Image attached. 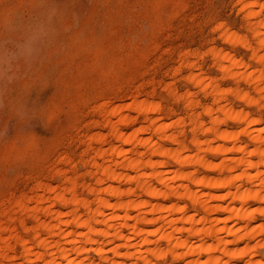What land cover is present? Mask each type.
<instances>
[{"label": "rangeland", "instance_id": "rangeland-1", "mask_svg": "<svg viewBox=\"0 0 264 264\" xmlns=\"http://www.w3.org/2000/svg\"><path fill=\"white\" fill-rule=\"evenodd\" d=\"M239 9L236 0H0V237L8 239L0 248L14 243L10 234L28 239L25 229L35 225L15 205L18 199L32 208L37 207L36 197L48 198L46 204L52 200L57 209L62 205L53 201L50 186L62 192L74 181L75 191L82 193L79 185L95 183L84 175L95 170L85 161L94 156L101 162L97 148L115 143L101 104L150 100L160 105L158 117L175 120L176 114L183 115V102L175 96L198 91L181 78L195 72L214 79L221 75L210 56L196 70L175 72L182 62L195 63L212 40L216 51L230 52L249 70L258 69L260 64L251 58L257 43ZM221 22L246 37L250 48L226 42L218 28ZM230 86L231 80L221 85ZM199 99L201 104L212 101L211 96ZM129 106L122 113L142 122L144 113ZM233 107L249 110L242 102ZM168 111L174 114L169 117ZM132 123L122 125L125 132L135 128ZM225 127L237 129L235 124ZM98 131L105 134L103 141L91 138ZM155 201L170 205L175 199ZM44 215L41 220L48 222L51 216ZM8 252L20 258L23 248L16 243Z\"/></svg>", "mask_w": 264, "mask_h": 264}, {"label": "clouds", "instance_id": "clouds-1", "mask_svg": "<svg viewBox=\"0 0 264 264\" xmlns=\"http://www.w3.org/2000/svg\"><path fill=\"white\" fill-rule=\"evenodd\" d=\"M236 2L244 5V0ZM257 26L264 29V20ZM220 28L225 30L226 22H221ZM256 34L262 37L259 43L264 48V33ZM214 43V40L210 41L209 47L197 56L195 63L182 62V66L175 70L178 75L183 67L198 68L199 62L210 56L212 66L222 73L215 79L201 73L181 78L198 86L196 93L175 96L183 102V115L176 114L177 118L167 124L160 123L161 118L149 120L146 127L123 140L133 144L129 150L131 155L119 147L99 151L97 155L104 158V164L97 165L96 157L85 161L95 170L84 175L94 177L95 183L79 185L82 193H77L73 186L63 187L57 194V200L72 208L75 227L83 228V231H73L71 235L62 231L63 214L59 218L52 217L56 220L55 225L51 221L44 223L39 216L44 215L45 210L37 206L31 213L36 224L32 229H25L31 234L28 239L17 237L14 243H6L0 248V252L6 256L8 251L14 250L16 243L22 244L23 255L16 258L15 264H228L227 261L188 260L186 257L223 250L232 242L219 236L225 229H217L215 222L207 219V213L220 210L208 207V201L229 198L240 201L242 210H223L231 211L233 219L244 222L242 229L229 234L238 240L246 237L255 239L257 229L247 226L257 215L264 217V207L249 210L244 205L257 200L264 204V171L261 170L264 169V127H253L264 125V54L258 58L253 56L260 67L250 71L248 64L234 60L223 51H216ZM226 80H231L232 86L222 88ZM201 95L211 96V103L201 104ZM238 102L247 105L249 110L243 107L235 110L233 105ZM160 110V105L148 109L151 112ZM173 114L167 112L169 117ZM230 124L237 125V129L229 131L225 126ZM139 132H149L156 140L137 139ZM217 141L227 143L217 144ZM164 142H170L172 146L167 147ZM228 153H239L240 156L233 158ZM116 156L122 159L115 160ZM153 156L160 159L153 160ZM210 156H222L224 159L215 164L208 159ZM169 165L176 166L175 172L162 171ZM251 169L256 171L250 172ZM129 170L135 175H128ZM202 170L218 171L223 178L208 179ZM112 180L118 181L120 186L112 187L107 183ZM176 181L181 183H174ZM246 183L252 187L246 188ZM190 185L223 186L235 191L230 190L227 196L217 198L201 194L198 190L192 191ZM66 193H71L70 199H64ZM144 196L176 197L190 200L191 204H153L141 199ZM111 198H115V203L110 202ZM189 208L197 213L203 211L205 219L187 216ZM118 211L123 215H117ZM130 212L136 215L132 216ZM176 213L181 214L179 219L175 218ZM149 215L151 220L147 218ZM151 223L158 227L146 230L144 225ZM185 223L191 227L177 226ZM259 232L264 233V225L259 226ZM209 239L211 244L207 242ZM33 248L37 250L33 251ZM257 249H264V242L244 250L225 251L224 254L242 258L254 254Z\"/></svg>", "mask_w": 264, "mask_h": 264}, {"label": "bare ground", "instance_id": "bare-ground-1", "mask_svg": "<svg viewBox=\"0 0 264 264\" xmlns=\"http://www.w3.org/2000/svg\"><path fill=\"white\" fill-rule=\"evenodd\" d=\"M239 5H240V9H239L240 11H241V7H243V11H241V12L244 14V18H245V21H246V27L252 33V39L254 41H256V43H257V47H255V49L253 48V46H252L253 49L251 48L252 49L251 58H252V60H254L253 59L254 55L258 58L260 55L264 54V48H261L260 47V43H259L262 37L258 36L256 34L257 32L264 33V29H259L258 26H257L258 22H260L261 20H264V0H244V5H241V4H239ZM218 28H220V26H218ZM221 36L224 38V40L226 42H228V43H238L242 47H246L245 49H247L250 46V43L248 42L246 37L241 36L238 33H235L234 31L232 32L231 29L229 30L228 28H226L225 30H221ZM223 52L227 53L230 56H232L234 60L243 62L241 59L236 58L230 52H225V51H223ZM254 61H256V60H254ZM0 63H1V60H0ZM225 63H227V62H225ZM195 70H196V68H195ZM251 71H253V70H251ZM197 74L198 73L195 72V73H190L188 75H197ZM221 75H222V73H221ZM212 79H214V78H212ZM130 102H131V104H125V105L124 104H115V105H110V107H108V103L107 104L103 103V104H101L99 106V108L102 109V111L104 113V120L106 122V125H108V127L110 129V133L113 135V138H115V143L109 144V146L107 148L99 147V148H97V150L95 149L96 150V155L101 150H107L109 148H116V147L123 148L124 151L129 152L130 148L128 149L127 147L131 143H124L123 140H126L133 133L138 132V130L140 128L146 127L147 126V122L149 120H157L158 118H160V117L157 116L159 111L158 112L148 111V109H150L154 105H159V103L157 104L156 102L154 103V102H150V100H143V99L139 100V101H137L135 99L134 101L132 100ZM132 104H133V106H135V108L134 107L133 108L138 113H140V114L144 113V116H143V114H141L142 117H144L143 118L144 120L142 122H139V123L137 122V124H136V120H137L136 117H134L133 115H130V114L122 113L123 108L125 109V106L128 107L129 105L131 106ZM130 106H129V108H130ZM163 120L159 119V122L160 123H165V124L172 122V121L167 122V120L165 122ZM130 122L131 123L133 122L134 125H136V126H135V128L133 127L134 129L131 130L130 132H125L124 129L122 128L123 127L122 125L124 124L125 126H127ZM253 127L254 128H259V127H264V125L257 124V125H254ZM104 137H105V134H103L100 131L95 132L91 136V138L96 139L99 142L103 141ZM150 138L152 140H156V139L153 138V136L149 132H139L138 136H137V139L148 140ZM167 143L170 144V142H167ZM226 143L227 142H224V141H217V144H226ZM227 146H231V144H227ZM228 156L229 157H233V158H237V157L240 156V154L239 153H228ZM99 157H101V156H99ZM101 159H100L101 162H98L97 160H95V163L97 165L104 164V162H105L104 158L101 157ZM114 159L115 160H120L122 158L119 157V156H116ZM158 159H160V157L153 156V160H158ZM223 159H224V157L221 156V158H220V160L218 162L214 161V160H210V159L209 160L212 163L219 164V163H221V161ZM255 159L256 158L253 157V160H255ZM175 170L176 169H168L167 166L162 169V171L168 172L169 174L175 172ZM261 170L264 171V169H261ZM249 171L254 173L256 170L255 169H251ZM237 172H239V169H237ZM207 173H209V172H207ZM207 173L203 174V175H204V177H206L208 179L219 180V179L223 178V175L221 173H219L217 175L207 174ZM128 175H130V176L131 175H135V173L132 172L131 170H129L128 171ZM71 182H72V184L69 183L70 184L69 186L73 187L74 186L73 185L74 181H71ZM176 182H178V184L181 183L180 181H176ZM176 182H174V183H176ZM107 183L110 184L112 187L120 186L118 184V181H115V180L108 181ZM41 184L43 185V183H41ZM101 186H104V185H101ZM244 186L246 188H251L252 187L251 184H247V183ZM53 187H51V186H50V188L48 187L49 188L48 192L50 191L52 193L51 197H53V201L59 202L60 205H62V207H65V208L68 207V209H69V206L67 204L63 203L61 200H57L56 199L57 194L61 193V192L56 191L55 190V186H53ZM134 187H135V185H134ZM190 187H191L192 191H197L198 190L199 193H201V194H206L208 196L217 197V198L222 197V196H227L230 190L231 191H235V189H229L228 187H223V186L222 187H218V188H209V187H206V186L190 185ZM38 191H39V189H38ZM257 191H258V189H257ZM36 198H37L36 199L37 206L39 205V207H41V209L45 210V215L44 216H46V215L51 216V218L49 217L50 218L49 221H51V223L53 225L56 224V220L52 219V217L56 216L57 218H59L61 216V214H63V228L61 229L62 231H67L71 235V233L73 231H83L84 230L83 228L75 227L74 220L71 217L72 208H70L68 211H64L63 208L58 204L59 207H61V208H58V206H57V209H54L53 205L55 203L51 202L52 201L51 199H50L51 200L50 203H52L53 205H51L49 202H48L49 205L46 204L48 198H47V200H45L43 198H40V197H36ZM70 198H71V193L64 194V199H70ZM172 198L175 199V202L173 201L174 202L173 204L171 203L170 205H166V204H162L161 202L160 203H157L156 201L154 202L155 199L156 200L159 199V198H156V197H149V196L141 197V199L148 200V201L152 202L153 204H162V205H165V206H171V205H176V204H178L180 206L185 205V204H182L183 203L182 201H184V199H177L176 197H172ZM186 201L191 203L190 200H186ZM110 202L115 203V198H111ZM15 205L22 212L23 211L25 213L28 212V214L33 218V220H34V222L36 224V219L31 215V213L37 207L29 208V206H27L25 201L24 200L22 201L21 199H18L15 202ZM207 206L210 207V208H219L220 209L219 211H212V212L207 213V219L209 221H214L215 222V227L217 229H225L226 231L220 232L219 236L220 237H225L227 240L232 241V242L227 244L224 247L223 250L218 249L217 251H215L213 253H200L198 257H196L195 255L188 256L189 257L188 260H192V259L198 258L199 260H202V261H209V260H212V261H215V260L227 261L228 264H249V262H251V264H257V262H259V264H264V249H257L254 254L245 255L242 258L226 256L224 254L225 251L244 250L246 247H252L253 245H256L258 243L264 242V233L259 232V226L264 225V221H259V220H255L254 219L251 223L248 224L247 227L249 229H257V234L255 236V239H250V238L246 237L245 239H239L238 240L235 237H233L232 235H230L229 233L231 231H234L235 229H242L243 226H244V222L243 221H237V220L233 219L232 218V212L231 211H224L223 209L228 208V209H241L242 210L241 202L238 201V200H233L231 198H229V199H212V200L208 201ZM244 207H246L249 210H251V209H257V208L264 207V204H262L258 200L257 201H249L246 205H244ZM106 211H109V210H106ZM191 212L192 211H188L187 210L186 211V215L190 216V217H195L197 220L205 219V213L203 211H201V213L199 212L200 214L191 213ZM129 214L132 215V216L136 215L135 212H130ZM117 215H123V212L122 211H118ZM180 215H181L180 213H176L175 214V218L179 219ZM147 218L149 220H151L152 216L149 215ZM39 219L41 220L40 216H39ZM41 221H43L44 223H48L49 222V221L47 222V220L44 221V219L41 220ZM225 221H226V223H225ZM21 223H23V222H21ZM177 226L178 227H191V224L185 223L183 225H179L178 224ZM197 226L199 227L200 225L198 224ZM33 227H34V225L31 228H29V229H32ZM144 227H145L146 230L152 231L153 229H156L158 226H157L156 223H151V224L144 225ZM0 229H1V224H0ZM46 232H47V230H45V234H46ZM16 238H17V236H14L13 234L12 235L10 234L9 239H13V241L15 242ZM19 238H22V237H19ZM23 239H26V238H23ZM193 239L195 240L196 238L194 237ZM7 240H8L7 238L0 237V242L1 243L6 242ZM207 242L211 244L212 240L209 239ZM7 243H9V242H7ZM3 245H4V243H3ZM20 246L23 248L22 244H20ZM32 250L36 251L37 249L33 248ZM23 251H24V248H23ZM22 255H23V252H22ZM2 261H5V263H2ZM15 261H16V256L15 255H11L9 252H7V254L5 256V254L3 252H0V264H15Z\"/></svg>", "mask_w": 264, "mask_h": 264}]
</instances>
